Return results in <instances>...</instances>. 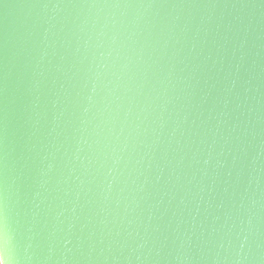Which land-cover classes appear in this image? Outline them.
<instances>
[{
	"label": "water",
	"instance_id": "95a60500",
	"mask_svg": "<svg viewBox=\"0 0 264 264\" xmlns=\"http://www.w3.org/2000/svg\"><path fill=\"white\" fill-rule=\"evenodd\" d=\"M4 264H264V0H0Z\"/></svg>",
	"mask_w": 264,
	"mask_h": 264
},
{
	"label": "snow or ice",
	"instance_id": "6c2138e0",
	"mask_svg": "<svg viewBox=\"0 0 264 264\" xmlns=\"http://www.w3.org/2000/svg\"><path fill=\"white\" fill-rule=\"evenodd\" d=\"M0 264H4V261L2 258H0Z\"/></svg>",
	"mask_w": 264,
	"mask_h": 264
}]
</instances>
